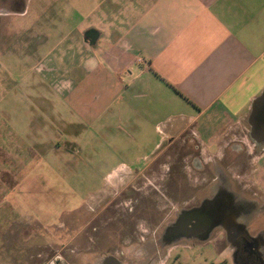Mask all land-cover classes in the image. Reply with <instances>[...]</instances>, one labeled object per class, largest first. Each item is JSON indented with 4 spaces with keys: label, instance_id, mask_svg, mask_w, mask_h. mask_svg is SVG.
<instances>
[{
    "label": "rangeland",
    "instance_id": "1",
    "mask_svg": "<svg viewBox=\"0 0 264 264\" xmlns=\"http://www.w3.org/2000/svg\"><path fill=\"white\" fill-rule=\"evenodd\" d=\"M74 3L0 0V264H95L109 256L163 264L177 243L165 235L169 224L212 202L219 180L245 200L249 236L264 240V192L250 180L255 156L226 154L199 166L181 148L149 171L118 169L138 157L123 153L124 141L94 133L60 91L76 73L61 61L62 38L72 32L67 39L76 41L88 26L87 0ZM72 144L84 148L80 155Z\"/></svg>",
    "mask_w": 264,
    "mask_h": 264
},
{
    "label": "crops",
    "instance_id": "2",
    "mask_svg": "<svg viewBox=\"0 0 264 264\" xmlns=\"http://www.w3.org/2000/svg\"><path fill=\"white\" fill-rule=\"evenodd\" d=\"M86 6L87 29L74 33L76 41L67 39L72 32L62 38L61 61L70 60L76 73L60 91L93 132L124 141L123 153L138 157L118 169L149 171L181 148L193 151L199 166L243 152L256 157L250 180L264 192V142H257L264 139V116L252 120L264 95V0H87ZM253 123L263 126L255 136ZM71 147L77 155L84 150ZM227 232L219 225L184 239L163 264H234ZM197 246L203 251L195 257L184 252Z\"/></svg>",
    "mask_w": 264,
    "mask_h": 264
},
{
    "label": "flooded vegetation",
    "instance_id": "3",
    "mask_svg": "<svg viewBox=\"0 0 264 264\" xmlns=\"http://www.w3.org/2000/svg\"><path fill=\"white\" fill-rule=\"evenodd\" d=\"M20 6H23V2L20 3ZM217 184L218 185L215 187L216 194L212 198L213 201H202L197 208L181 212L177 219L169 224V227L165 232L166 237L173 240V243L177 242L175 244H178L187 238L190 239L196 236L203 237L204 235L211 233L217 226L222 225L228 231L227 237L230 236L233 238V235L235 236V239L233 240L235 247L234 264H263L264 255L261 252V249L264 246V240L260 237L261 235L258 238H255L249 236L246 230L240 233L238 231L243 225L242 220L244 214L250 213V211L246 209L247 207L245 208L243 205L245 200L242 201L243 199H240V201H237L234 198L240 194L238 191L233 193L232 190H229L228 181L224 182V180H219ZM245 204H250V202L248 201ZM261 244L263 245L261 246ZM143 245L144 244H142V247L137 245L135 248L138 249V247H140V250L143 251L145 250V246ZM153 246L157 245L154 244ZM132 248L134 249V247ZM95 264L123 263L117 261L114 257L112 258L109 256ZM131 264L149 263L131 261Z\"/></svg>",
    "mask_w": 264,
    "mask_h": 264
},
{
    "label": "water",
    "instance_id": "4",
    "mask_svg": "<svg viewBox=\"0 0 264 264\" xmlns=\"http://www.w3.org/2000/svg\"><path fill=\"white\" fill-rule=\"evenodd\" d=\"M264 116V95L260 98V99H258L257 101H256V103L254 104V106H253V113H252V120H258L259 119V117H261V116ZM252 127H253V130H254V134H253V136H255V134H257L258 133V130L261 128V127H263V126H261V124H252ZM257 142H264V139H262V140H257ZM239 233L240 232H243V231H245V227L242 225L240 228H239ZM228 239H229V241H231V243H233V240L235 239V236L233 235V238H231L230 236L229 237H227Z\"/></svg>",
    "mask_w": 264,
    "mask_h": 264
}]
</instances>
